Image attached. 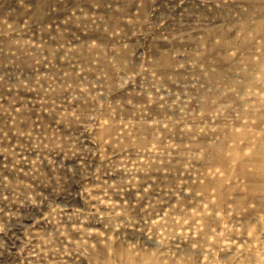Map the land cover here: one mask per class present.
<instances>
[{
  "label": "rangeland",
  "instance_id": "374dc122",
  "mask_svg": "<svg viewBox=\"0 0 264 264\" xmlns=\"http://www.w3.org/2000/svg\"><path fill=\"white\" fill-rule=\"evenodd\" d=\"M0 264H264V0H0Z\"/></svg>",
  "mask_w": 264,
  "mask_h": 264
}]
</instances>
